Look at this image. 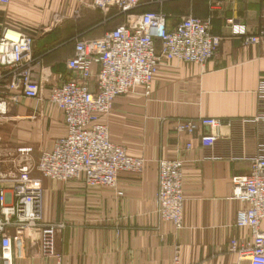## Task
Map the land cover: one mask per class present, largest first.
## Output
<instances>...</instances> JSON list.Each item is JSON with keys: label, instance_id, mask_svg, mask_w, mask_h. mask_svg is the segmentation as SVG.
Here are the masks:
<instances>
[{"label": "crops", "instance_id": "0c3cea01", "mask_svg": "<svg viewBox=\"0 0 264 264\" xmlns=\"http://www.w3.org/2000/svg\"><path fill=\"white\" fill-rule=\"evenodd\" d=\"M93 1L11 0L0 4V32L10 26L32 34L33 55L69 79L66 62L74 40L102 36L124 19L116 9L106 17ZM148 10L163 11L169 28L187 15L210 20L211 31L222 37L216 55L203 65L162 64L148 96L138 90L118 97L104 121L112 141L145 159L143 169L121 172L117 188L88 186L83 178H43V219L64 225L56 238L62 264H240L229 243L249 239L250 230L236 226L245 204L232 198V177L248 174L252 158L264 155V120H257L264 109L257 93L264 79V43L243 44L229 20L256 33L264 21V0H143L139 11ZM160 46L157 41V50ZM14 110L24 124L10 145L0 146L2 172L12 169L20 146L33 147L35 162L37 142L52 149L66 132L63 114L48 101L47 91L43 102L24 101ZM201 117L223 120L212 147L202 146L201 130L177 131L178 122ZM162 158L185 161L180 228L157 212ZM38 239L37 230L18 233L13 264H56L54 258L33 256Z\"/></svg>", "mask_w": 264, "mask_h": 264}, {"label": "built area", "instance_id": "2783aa9c", "mask_svg": "<svg viewBox=\"0 0 264 264\" xmlns=\"http://www.w3.org/2000/svg\"><path fill=\"white\" fill-rule=\"evenodd\" d=\"M10 1L0 0V4ZM92 5L106 17L116 9L124 19L102 36L74 40V52L66 62L69 79L55 75L33 55L32 34L10 26L0 32V121L24 101L43 102L47 91L48 101L61 110L66 128L52 149L41 150L37 161L31 162L32 146H20L11 160L12 169L0 171V264H13L16 235L27 230L39 233L33 256L62 264L56 238L64 225L43 219V178H83L88 186L115 188L121 172H140L145 159L112 141L104 121L114 101L138 90L148 96L162 64L207 63L222 40L211 31L210 20L195 15L184 16L169 28L163 11H139L143 0H94ZM229 25L243 44L264 43V21L256 33L234 20ZM257 93L264 107V79ZM257 120H264V109ZM222 123L219 118L201 117L182 120L176 128L188 135L201 130L202 146L212 147ZM192 145L187 142L186 148ZM3 161L0 154V165ZM184 163L182 158H162L158 163L157 212L177 228L183 226ZM232 186V198L245 204L237 213L236 226L248 228L250 238H233L229 251L240 264H264V155L252 158L248 174L233 176Z\"/></svg>", "mask_w": 264, "mask_h": 264}, {"label": "rangeland", "instance_id": "374dc122", "mask_svg": "<svg viewBox=\"0 0 264 264\" xmlns=\"http://www.w3.org/2000/svg\"><path fill=\"white\" fill-rule=\"evenodd\" d=\"M85 37H90V36H85ZM93 37V36H91ZM15 110L13 109L7 116V118L3 121H0V146L1 147H6L12 143L10 137L11 135H19L21 134V127L24 124V119H16L14 118L13 115H15ZM40 132V129H38ZM28 132V131H26ZM24 134V133H22ZM38 136V135H37ZM45 143V141H44ZM34 144V143H33ZM36 145V153L34 157H37L39 155V152L41 149H45V147L41 148L40 146V141L37 142ZM46 144V143H45Z\"/></svg>", "mask_w": 264, "mask_h": 264}, {"label": "bare ground", "instance_id": "6f19581e", "mask_svg": "<svg viewBox=\"0 0 264 264\" xmlns=\"http://www.w3.org/2000/svg\"><path fill=\"white\" fill-rule=\"evenodd\" d=\"M61 181H62V180H61ZM105 187H107V186H105ZM110 188H114V187H110ZM115 188H117V186H116Z\"/></svg>", "mask_w": 264, "mask_h": 264}]
</instances>
